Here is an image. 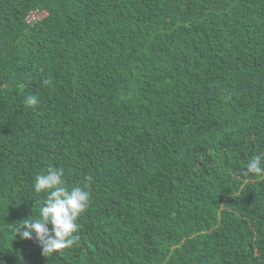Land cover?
<instances>
[{
	"label": "trees",
	"instance_id": "obj_1",
	"mask_svg": "<svg viewBox=\"0 0 264 264\" xmlns=\"http://www.w3.org/2000/svg\"><path fill=\"white\" fill-rule=\"evenodd\" d=\"M261 153L264 0H0V264H264ZM50 167L92 183L44 256Z\"/></svg>",
	"mask_w": 264,
	"mask_h": 264
},
{
	"label": "clouds",
	"instance_id": "obj_2",
	"mask_svg": "<svg viewBox=\"0 0 264 264\" xmlns=\"http://www.w3.org/2000/svg\"><path fill=\"white\" fill-rule=\"evenodd\" d=\"M24 103L30 107L38 105L36 95L25 97ZM254 174L264 178V153L251 157L245 168V175ZM62 168L50 167L46 173L38 174L33 183L35 193H45L46 198L39 214L33 219L23 220L18 230L22 239H35L44 256L52 255L72 247L79 237L78 218L86 211L90 192L87 190L92 178L86 177L84 187L69 186L64 180ZM51 225V228L49 227ZM23 229V230H22Z\"/></svg>",
	"mask_w": 264,
	"mask_h": 264
},
{
	"label": "built area",
	"instance_id": "obj_3",
	"mask_svg": "<svg viewBox=\"0 0 264 264\" xmlns=\"http://www.w3.org/2000/svg\"><path fill=\"white\" fill-rule=\"evenodd\" d=\"M34 18V14L30 13L27 17H26V21L29 22Z\"/></svg>",
	"mask_w": 264,
	"mask_h": 264
}]
</instances>
